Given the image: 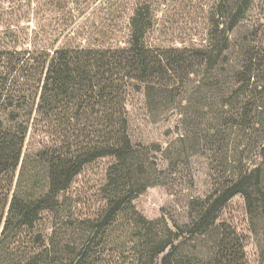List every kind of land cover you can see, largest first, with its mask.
I'll use <instances>...</instances> for the list:
<instances>
[{
  "label": "trees",
  "instance_id": "trees-1",
  "mask_svg": "<svg viewBox=\"0 0 264 264\" xmlns=\"http://www.w3.org/2000/svg\"><path fill=\"white\" fill-rule=\"evenodd\" d=\"M254 7L264 0H214L206 44L167 48L148 43L153 4L138 0L124 47L55 46L38 77L30 59H0V264H248L224 216L241 197L253 225L264 218V46L259 25L231 37ZM133 92L157 117L179 116L167 147L133 142ZM197 153L211 190L182 220L146 218L134 202ZM104 160L85 209L73 186Z\"/></svg>",
  "mask_w": 264,
  "mask_h": 264
},
{
  "label": "rangeland",
  "instance_id": "rangeland-1",
  "mask_svg": "<svg viewBox=\"0 0 264 264\" xmlns=\"http://www.w3.org/2000/svg\"><path fill=\"white\" fill-rule=\"evenodd\" d=\"M0 0V59H30L39 76L55 46L112 47L127 45L128 18L138 0ZM153 4L154 26L147 41L153 47L187 48L206 44L212 29L214 0H149ZM259 28L264 46V9L254 7L241 28L232 34L242 42L246 30ZM2 64V62H0ZM33 84V92H35ZM36 87V86H35ZM130 135L135 144L167 147L180 133L179 116L172 111L153 114L143 92L128 99ZM201 121H199L200 123ZM201 125H204L203 123ZM31 142L30 137L28 143ZM27 143V144H28ZM27 149V147H26ZM25 149V150H26ZM209 160L194 154L180 173L164 186L149 188L134 203L148 219H158L163 210L182 220L192 196L203 197L212 186ZM108 161L88 167L75 181L72 193L89 209L98 204V190L104 182ZM224 219L246 238L248 264H264V218L253 225L244 200L236 197Z\"/></svg>",
  "mask_w": 264,
  "mask_h": 264
}]
</instances>
